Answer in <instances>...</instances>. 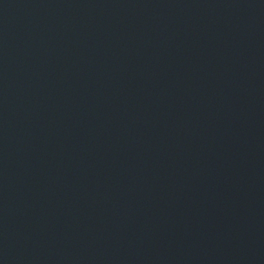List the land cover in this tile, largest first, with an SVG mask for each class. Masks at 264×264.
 <instances>
[{"label":"water","instance_id":"obj_1","mask_svg":"<svg viewBox=\"0 0 264 264\" xmlns=\"http://www.w3.org/2000/svg\"><path fill=\"white\" fill-rule=\"evenodd\" d=\"M0 264H264V0H0Z\"/></svg>","mask_w":264,"mask_h":264}]
</instances>
